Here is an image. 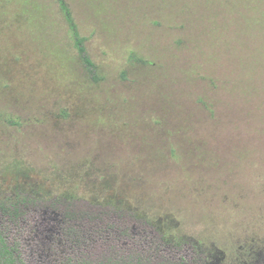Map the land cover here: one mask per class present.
I'll use <instances>...</instances> for the list:
<instances>
[{
    "label": "rangeland",
    "instance_id": "374dc122",
    "mask_svg": "<svg viewBox=\"0 0 264 264\" xmlns=\"http://www.w3.org/2000/svg\"><path fill=\"white\" fill-rule=\"evenodd\" d=\"M66 1L95 77L58 0H0V202L37 198L0 209L8 244L264 264V0Z\"/></svg>",
    "mask_w": 264,
    "mask_h": 264
},
{
    "label": "trees",
    "instance_id": "16d2710c",
    "mask_svg": "<svg viewBox=\"0 0 264 264\" xmlns=\"http://www.w3.org/2000/svg\"><path fill=\"white\" fill-rule=\"evenodd\" d=\"M58 2L61 6V9L65 13L68 24L73 32L74 39H75V45L78 49V52L83 62L85 63L86 67L88 68V71L95 77L96 65L88 54V51L85 45V38L81 36L79 32V29L73 17L72 11L69 8V5L67 4L66 0H58ZM36 199H37L36 195H33L32 191L24 192V191H21V189H18L14 193L10 194L6 200L0 202V209L13 215V217L14 216L19 217L20 215L23 214L22 206ZM47 199H51V198L48 197ZM52 199L58 203L64 202L65 205H68L75 200L68 196L52 197ZM0 264H26L20 257L18 247L10 246L1 231H0Z\"/></svg>",
    "mask_w": 264,
    "mask_h": 264
}]
</instances>
